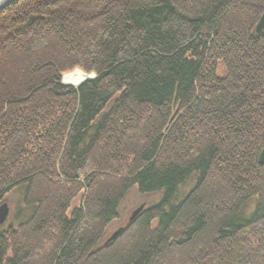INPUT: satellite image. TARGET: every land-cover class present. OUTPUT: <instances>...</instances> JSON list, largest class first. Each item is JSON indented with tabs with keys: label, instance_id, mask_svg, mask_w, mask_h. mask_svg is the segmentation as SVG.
<instances>
[{
	"label": "trees",
	"instance_id": "obj_1",
	"mask_svg": "<svg viewBox=\"0 0 264 264\" xmlns=\"http://www.w3.org/2000/svg\"><path fill=\"white\" fill-rule=\"evenodd\" d=\"M263 11L264 0L0 10V201L20 187L26 206L0 230V264H264ZM74 68L96 77L59 85ZM81 177L83 208L66 217ZM133 186L162 198L98 245Z\"/></svg>",
	"mask_w": 264,
	"mask_h": 264
},
{
	"label": "rangeland",
	"instance_id": "obj_2",
	"mask_svg": "<svg viewBox=\"0 0 264 264\" xmlns=\"http://www.w3.org/2000/svg\"><path fill=\"white\" fill-rule=\"evenodd\" d=\"M254 33L257 34L255 32V29H254ZM74 71H80L87 76H89V74H94V73H85L79 68H74L72 71L64 73L60 76L59 85L63 84V85H61L62 87H70V88L76 89L77 86L73 87V86L65 85L62 81L63 76L70 74ZM218 73L220 76L224 75L223 67L221 66V64H219V66H218ZM95 77H96V75L94 74V78ZM84 179H85V177H81L77 180L78 183L81 184V187H83V180ZM194 183H195L194 176H192L190 179L186 180L184 182V184L182 186H180L176 195L173 196V200L171 203L176 204L178 201H180V199L183 198L189 192V190H191L193 188ZM86 194H87V190L84 187L81 188L80 191L76 192V195L71 199V201L68 204V207L65 211L66 217H68L70 215L72 210H74L76 208H78V209L83 208V203H84ZM161 198H162V192L155 193V194H141V193H139L137 187H135V186L131 187L127 191V193L125 195H123V197L121 198V201L117 207V217H116V219H113L112 221H110L107 224V226L105 227V229L103 231L102 237L98 241V245L107 244V243L111 242L112 240L107 242L109 237L118 229H121V231H122L128 225V223L133 220L132 219L131 221H129V218L131 217V215L133 214V212L135 210H137L140 207L145 209V208H148L150 206H153V205L157 204L161 200ZM1 204L6 205V207L8 209V214H7L6 220L2 224H0V230H5V228L9 225L17 227L18 222L15 220L14 217L16 216V214L18 212L23 213V214L26 212V206L23 203V190H22V188L20 189V187H14L13 189H11L6 195H4L2 197V200L0 201V205ZM254 204H255L254 201L251 199L249 201V204L245 208V210H247L246 214H249L251 212ZM10 255H11L10 252H7V257H9Z\"/></svg>",
	"mask_w": 264,
	"mask_h": 264
},
{
	"label": "water",
	"instance_id": "obj_3",
	"mask_svg": "<svg viewBox=\"0 0 264 264\" xmlns=\"http://www.w3.org/2000/svg\"><path fill=\"white\" fill-rule=\"evenodd\" d=\"M16 0H0V10L6 8L7 6H9L10 4H12L13 2H15ZM264 29V11L255 27V32L257 34H259L260 32H262V30ZM94 78V74H89L88 78L85 79L83 82H81L80 84L77 85L80 86L81 84H83L84 82H88L90 80H92ZM63 85V84H61ZM257 163L259 166H264V145L262 146L261 151L259 152L258 156H257ZM142 207L138 208L137 210H135L133 212V214L131 215V217L129 218V221H131L132 219H134L141 211H142ZM8 214V209L6 207L5 204H1L0 205V224H2L7 217ZM121 231V229H118L117 231H115L107 240V242L113 240L118 233Z\"/></svg>",
	"mask_w": 264,
	"mask_h": 264
},
{
	"label": "bare ground",
	"instance_id": "obj_4",
	"mask_svg": "<svg viewBox=\"0 0 264 264\" xmlns=\"http://www.w3.org/2000/svg\"><path fill=\"white\" fill-rule=\"evenodd\" d=\"M88 76L80 71H74L70 74L63 76L62 81L65 85L76 87L78 84L87 79Z\"/></svg>",
	"mask_w": 264,
	"mask_h": 264
}]
</instances>
